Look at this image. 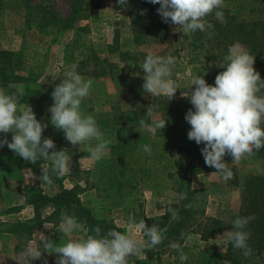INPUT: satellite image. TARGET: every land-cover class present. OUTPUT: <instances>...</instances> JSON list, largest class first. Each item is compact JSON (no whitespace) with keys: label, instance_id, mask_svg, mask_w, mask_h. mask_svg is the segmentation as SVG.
<instances>
[{"label":"rangeland","instance_id":"374dc122","mask_svg":"<svg viewBox=\"0 0 264 264\" xmlns=\"http://www.w3.org/2000/svg\"><path fill=\"white\" fill-rule=\"evenodd\" d=\"M139 1L126 0L120 5L117 0H101L99 7H89L88 17L81 19L73 29L63 32L51 26V30H55L46 32L37 25L36 13L26 8L22 0H0V49L13 52L12 62L6 69L13 80L3 88L16 93L21 109L29 105L36 118L47 124L42 140L51 138L55 150H64L70 156L68 170L62 176L54 177V184L47 186L41 184L38 177L43 169L50 171L49 160L32 163L16 155L7 145L0 148V264H56L58 254L52 253V248L45 249L41 241L51 240L59 245L69 239L62 231L61 212L74 215L87 229L73 233L72 238L84 239L93 234L73 208L48 205L41 207L40 215H36L33 206L25 201L39 190L54 195L63 187L76 188L83 203L98 218L115 224L116 230L142 242H146V237L135 226L141 219L158 227L160 224H154L151 219L164 221L169 217L164 226L158 227L162 230L161 242L151 249L142 248L135 255L130 254L128 264H135L136 260L140 261L138 264H174L185 252V247L190 249L189 253L196 254L195 264H215L211 259L221 257L227 248L228 240L223 234L231 229V221L238 216L244 217L241 204L245 181L264 171L260 156L264 146L243 155L237 163L225 155L224 160L233 173L231 179L225 180L214 167L205 164L201 154L203 144L188 139L190 125L185 117L177 125L153 128L151 132L139 127L141 119L147 122L163 120L165 116L155 107L170 101L166 95L152 96L144 92L140 65L148 53L175 57V63L170 66V79L178 89L172 104L178 103L188 111L192 105L189 97L182 93L190 94L192 79L197 75H203L209 84L214 83L215 76L221 71L216 62L226 54L224 44L214 41L195 49L191 46L194 33L186 36L179 25L165 23L160 15L164 40L154 41L148 36L137 44L130 12ZM240 1H224L223 6L239 12ZM29 2L48 7L60 16L68 14L71 6V0ZM262 10L244 11L243 14L264 17V7ZM117 42L120 50L111 52ZM121 51L128 52L124 55L126 59ZM252 56L254 68L264 72V58L256 62ZM71 65H76L83 78L92 81L81 108L84 113L93 115L108 141L104 157H112L108 170L113 171L119 163L122 153L117 151L119 144L126 143L128 149L141 148L133 151L142 169L137 188L121 190L118 184L110 183L97 189L95 183L103 158L99 161L90 159L88 147L94 142L72 145L65 139L63 130L51 124L48 111L53 103L51 93ZM98 72L104 75L96 76ZM9 86L13 88L9 89ZM258 95L264 94L259 92ZM149 108L151 117L147 114ZM173 117L171 120L176 121ZM0 135L11 140L12 133ZM134 141L150 145L151 153L143 152L142 145L137 146ZM179 174L190 178L188 196L185 187L179 190L173 184L174 175ZM182 199L188 201L190 210L183 228L176 230L179 231L177 234L170 231L174 219L170 217L169 209H175L177 217L180 208L176 205ZM212 218L219 220L217 225L210 221ZM247 229L246 225L244 230ZM29 242L41 256L26 262L21 250ZM243 264H264V253L251 252L249 256H243Z\"/></svg>","mask_w":264,"mask_h":264},{"label":"clouds","instance_id":"9594fccd","mask_svg":"<svg viewBox=\"0 0 264 264\" xmlns=\"http://www.w3.org/2000/svg\"><path fill=\"white\" fill-rule=\"evenodd\" d=\"M158 4L156 9L161 19L173 25H179L187 35L205 32L213 28L205 18L214 14L221 22L224 19V0H149ZM124 5L126 0H117ZM175 63L172 55H155L148 53L140 68L143 70L144 92L152 96L166 95L172 99L178 87L170 79L171 67ZM254 57L239 42L230 44L223 59L216 66L223 68L215 76L214 83L209 84L203 75L194 76L189 95L191 108L185 114L190 125L187 133L189 140L198 145L203 144L201 154L205 164L214 167L225 180L231 179L233 173L224 160L225 155L237 163L245 154L259 150L264 146V95H258L264 88V79L254 68ZM63 79L55 85L51 93L53 103L48 108L50 122L58 130H63L64 137L72 145H82L93 141L88 147L90 159L99 161L105 157L108 141L91 114L82 111L81 104L89 95L92 81L83 78L71 65L63 73ZM195 86V87H193ZM9 89L13 87L9 86ZM15 92L0 88V134L12 133L11 140L0 135V148L5 145L16 155L35 163L39 158L51 162V169H43L38 177L41 184L51 186L54 177L62 176L69 167L70 156L64 150H55L51 138L42 140V132L47 124L36 118L32 108L27 105L20 108ZM149 117L152 110H147ZM164 120L147 122L139 120L140 129L151 132L153 128L162 129ZM143 152L150 154L148 144L141 146ZM52 150L51 152L49 150ZM212 175V174H211ZM170 217L175 218V209H169ZM251 217H236L231 221V229L223 236L234 248L242 249L244 256L251 254L248 246L249 233L245 231ZM62 231L69 239L56 245L51 240H43L45 249L52 248L58 254L56 264H128V258L142 248L151 249L162 240V230L156 225L148 226L141 219L135 226L147 237L146 242L138 241L132 236L115 228L105 235L95 228L93 234L84 239L72 238L73 233L87 231L82 222L74 215L61 212ZM21 256L26 262L41 256V252L29 242L22 250ZM186 257L180 256L184 261Z\"/></svg>","mask_w":264,"mask_h":264},{"label":"trees","instance_id":"16d2710c","mask_svg":"<svg viewBox=\"0 0 264 264\" xmlns=\"http://www.w3.org/2000/svg\"><path fill=\"white\" fill-rule=\"evenodd\" d=\"M26 8L33 10L38 18L37 25L44 28L46 32H51V26L63 32L73 29V27L81 19L88 17L89 7H99L101 0H71V6L68 14L60 16L48 7L41 5H34L29 0H22ZM228 1V0H224ZM158 4H152L149 0H140L132 7L130 12V20L132 30L134 32V41L139 44L144 42L148 36H152L154 41L164 40L162 24L159 21V14L156 9ZM264 7L263 0H241L238 8L239 12L233 11L231 8L223 6L224 13L223 22L217 20L214 14H209L206 18L207 21L212 23L213 28L203 33L194 32V39L191 46L195 49L208 46L214 41L222 42L226 49L230 44L240 42L255 56L256 62H261L264 58V17H254L253 15H244V11L252 13L254 11L262 10ZM263 11V10H262ZM261 11V12H262ZM208 43V44H207ZM207 44V45H206ZM120 50L118 42L111 52ZM120 54L126 59V51H121ZM13 52L8 49H0V88H3L9 81L13 80L6 73L8 63L12 62ZM136 59V57H133ZM223 68H221V71ZM258 71V70H257ZM262 79H264V72L258 71ZM104 75V73H96V76ZM264 94V88L260 90ZM173 100L170 99L164 106L156 105L155 109L161 111L165 116V125H177L184 117L187 111L182 109L180 104L173 106ZM177 118L172 121L171 117ZM137 146L141 143L133 142ZM126 143L119 144L117 151H122L119 156V163L113 171H109V163L111 158H103L100 163L99 178L96 181L97 189H103L110 183H116L119 189H135L141 183L142 169L138 165V158L136 159L133 151H139L141 148L128 149ZM127 148V149H126ZM127 151V152H123ZM260 156L264 162V147L261 150ZM44 158H39L37 162H44ZM174 185L182 190L186 189L187 196L190 194V178H186L183 174L174 175ZM186 181V182H185ZM35 209L36 215H40L41 207L53 205L58 208H73L85 220V224L89 230L99 228L101 235H105L109 229L115 228V224H109L105 220L98 218L92 210L83 203L80 194L76 188L63 187L61 190L54 194L49 195L39 190L36 191L32 197L25 201ZM176 207H179L178 216L170 225V231L179 233V227L183 228V222L188 219L189 212L188 201L181 200ZM241 211L244 217H251L247 224V232L249 233L248 246L251 252L257 254L264 253V171L261 174L250 176L246 181L243 189V197L241 204ZM169 217L164 221L151 219L154 224L164 226L168 222ZM210 220V219H209ZM217 225L219 220L212 218L210 220ZM148 226L150 224L146 223ZM158 226V227H159ZM213 234V233H211ZM147 241V237H146ZM185 252L177 257L174 264H195L196 254L188 252L190 249L184 248ZM180 256L186 257L184 261L180 260ZM243 250L234 248L230 241H228L227 248L223 255L219 258H213L211 261L215 264H243ZM140 261L136 260L135 264Z\"/></svg>","mask_w":264,"mask_h":264},{"label":"crops","instance_id":"0c3cea01","mask_svg":"<svg viewBox=\"0 0 264 264\" xmlns=\"http://www.w3.org/2000/svg\"><path fill=\"white\" fill-rule=\"evenodd\" d=\"M132 262V261H131Z\"/></svg>","mask_w":264,"mask_h":264}]
</instances>
